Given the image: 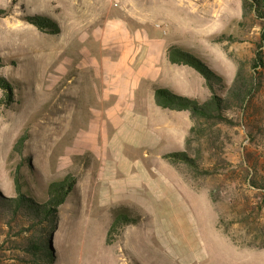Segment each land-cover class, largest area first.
<instances>
[{"label": "rangeland", "instance_id": "1", "mask_svg": "<svg viewBox=\"0 0 264 264\" xmlns=\"http://www.w3.org/2000/svg\"><path fill=\"white\" fill-rule=\"evenodd\" d=\"M0 10V78L13 100L0 105V264H36L24 251L36 237L51 253L41 264H264V66L251 67L256 51L264 59V15L244 0H0ZM161 44L195 54L226 86L241 68L256 79L225 119H191L188 149L170 132L150 141L127 101L98 93L102 75L109 95L124 81L108 69L119 55ZM183 70L170 69L169 89L201 103V75ZM184 150L198 167L164 158ZM69 175L51 224L4 205L17 177L43 203ZM118 213L135 221L107 245Z\"/></svg>", "mask_w": 264, "mask_h": 264}, {"label": "trees", "instance_id": "2", "mask_svg": "<svg viewBox=\"0 0 264 264\" xmlns=\"http://www.w3.org/2000/svg\"><path fill=\"white\" fill-rule=\"evenodd\" d=\"M244 6L250 7L257 15H264V0H244ZM2 13V10H0ZM28 20L36 25L40 30L52 28L55 24L48 18L42 16H29ZM264 37V36H263ZM168 60L172 64L186 65L193 68L205 80V84L210 91V96L202 103L197 102L195 98L175 93L165 87H156L154 90V99L157 106L163 109L188 111L193 121L203 119L205 121L223 120L224 112L231 106L241 107L251 93L255 89L256 79L254 75H248L243 69H239L236 77L229 86L223 81L222 76L212 69L203 60L195 54L185 51L176 45H172L167 49ZM264 66L263 53L261 50L256 51L255 57L251 61L253 70ZM0 88L4 90V96L0 98V105H9L12 103V86L4 78H0ZM196 131V127L192 126L185 138V147L188 149L190 135ZM21 141V140H20ZM164 158L174 162L183 161L188 163L190 167H198L194 158L188 155V150L171 152L164 155ZM16 181L17 196L4 198L5 206L15 213L26 210L36 218L38 222L53 223L55 220L54 212L61 205L75 184V178L72 176L65 177L62 181L52 182L49 184L46 192L47 200L38 203L28 194H24L20 188L18 177ZM26 217L23 211L20 213ZM135 221L124 213H118L113 218L106 235L105 242L111 244L112 240L118 235L120 228L126 224ZM48 229L44 226L40 228ZM27 256L36 264L41 261L50 259V248L45 244L42 238H33L25 244L24 248Z\"/></svg>", "mask_w": 264, "mask_h": 264}, {"label": "crops", "instance_id": "3", "mask_svg": "<svg viewBox=\"0 0 264 264\" xmlns=\"http://www.w3.org/2000/svg\"><path fill=\"white\" fill-rule=\"evenodd\" d=\"M135 53H138L136 56L137 58H133L132 55L128 58L127 56L119 55L118 60H123H120L122 64L119 68H116L117 65H115L113 70V68L108 65L110 72L115 70L123 71L126 77L124 81L116 80L114 82L118 89L115 90V94L109 95L103 88L113 82L108 80L105 81L102 75L101 84L98 85V88L100 86L102 88V90H98V93L101 92L103 95L101 100H110L113 106L117 103V100L124 99L127 101V111L132 113L130 117L133 120L142 121V124L146 126L151 133L148 136L150 141H154L159 134L170 132L172 135L179 137L185 146V138L191 128L190 113L185 110L176 111L163 109L157 106L154 99V90L156 87H165L169 89L168 84L171 83L169 79L170 69L176 70L177 75H180L183 73V68L186 67V65L172 64L168 60L167 49L165 50L162 44L158 47L139 49ZM110 62L111 65L115 64L113 61ZM102 67L104 68V66ZM201 86L203 94L199 96H201V100L204 102L210 96V91L204 79ZM197 98L199 97L197 96ZM118 108L119 107H116V113L118 112ZM111 117L116 118V115L114 114ZM98 118L101 117L99 116Z\"/></svg>", "mask_w": 264, "mask_h": 264}]
</instances>
